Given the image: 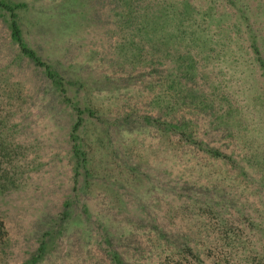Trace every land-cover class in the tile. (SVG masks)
I'll return each mask as SVG.
<instances>
[{"label": "rangeland", "instance_id": "374dc122", "mask_svg": "<svg viewBox=\"0 0 264 264\" xmlns=\"http://www.w3.org/2000/svg\"><path fill=\"white\" fill-rule=\"evenodd\" d=\"M12 1L34 3L46 15L59 0ZM79 1L80 10L94 6L75 29L83 31L81 40L57 42L61 50L49 56L74 64L93 82L85 94L108 123L88 120L80 130L89 185L80 180L65 228L52 229L74 194L72 115L53 101L44 75L18 58L0 17V264H21L43 239L47 250L35 264H112L103 235L128 264H264V114L245 115L237 106L245 103V87H259L264 99L246 30L248 23L264 56V0H237L248 21L228 0H188L194 16L209 23L214 44L198 59L192 86L199 98L177 103L166 116L189 121L197 141L226 158L143 123L142 116L166 118L152 105L148 83L155 91L158 81L164 84L170 58L155 64L156 71L128 72L114 49L128 28L119 19L127 7L122 0ZM155 227L164 237L155 236Z\"/></svg>", "mask_w": 264, "mask_h": 264}, {"label": "trees", "instance_id": "16d2710c", "mask_svg": "<svg viewBox=\"0 0 264 264\" xmlns=\"http://www.w3.org/2000/svg\"><path fill=\"white\" fill-rule=\"evenodd\" d=\"M228 1L236 5L239 10L238 17L248 21V16L241 8L240 3L237 0ZM122 2L123 6L127 8L125 13L119 15V19L123 21L120 24L128 26V28L121 32L116 39L114 49L117 56L122 59L119 62L128 63V72L135 70L137 66H152L155 70L154 65L161 63L165 58H170L169 62L171 63V71L168 72V77L164 80L163 85L158 81L156 84L158 89L155 91V85L153 86L151 82L148 83L153 90L152 105L157 108L159 114H165L166 118L162 119L160 115L154 118L142 116L143 123L155 127L165 137L178 135L184 143L199 144L197 148L212 157L226 158L227 155L218 149H212L202 141H197L189 128V123H186L189 121L178 120L173 116L167 118L166 116L171 115L177 103H192L199 98L197 90L192 86L198 74V59L205 52L210 53L214 44L208 37L209 23L206 18L203 17L202 20H199L197 16H194L193 7L188 0H122ZM80 5L83 4H80L79 0H59L49 8L50 10L46 9V15H42L35 12L36 5L34 3L0 0V17L7 25L11 42L18 49V58L26 59L37 72L40 71L44 75L48 84L47 89L55 97L53 101H56L58 105H63V108L68 109L72 115L68 136L71 142L74 194L64 202L63 209L59 213V217L57 216L55 219L52 229L56 224L58 227H66L64 223L71 216V206L78 198V190L84 186L79 185L80 180L82 179L83 184L89 185L90 158L81 139V128L88 120L95 119L101 124L108 123L107 118L92 106L90 99L85 94L87 89L91 91L94 88L93 82L78 73L74 64H66L62 58L50 59L49 56L51 52L53 55L56 48L61 50L58 46L56 47L57 42H69L71 39L81 40L83 31L75 29L78 27L80 19H90L87 14L91 13L94 6L90 8L88 6L85 11L78 9ZM246 24L247 40L250 42L249 46L254 54L253 59L264 77V56L258 44V36L252 31L250 25ZM63 50L66 53L68 48L64 47ZM48 57L49 59H47ZM82 92L84 95L80 96ZM244 94L245 103L237 105L238 108H243L245 115L246 112L250 116H255L258 113L264 114V99L261 89L257 86L245 87ZM203 100L201 99L202 104H204ZM238 108L232 107V112L236 111L237 113ZM120 120L127 122V117ZM130 120L128 113V122ZM82 208V213L89 220L88 209L85 206ZM155 230L157 238L164 237L161 228L155 227ZM48 233L51 239L53 233ZM4 237L5 230L1 220V247L4 245ZM103 239L108 244L106 251L112 264H128L119 251L109 247L111 246L109 237L103 235ZM161 242L158 241V245H161ZM47 246V240L43 239L36 248V252L21 264H35L43 256Z\"/></svg>", "mask_w": 264, "mask_h": 264}]
</instances>
